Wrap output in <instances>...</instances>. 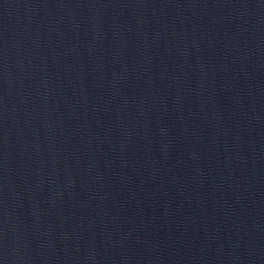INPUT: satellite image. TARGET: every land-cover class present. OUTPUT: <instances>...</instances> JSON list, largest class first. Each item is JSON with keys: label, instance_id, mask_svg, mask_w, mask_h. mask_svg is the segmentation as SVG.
<instances>
[{"label": "water", "instance_id": "1", "mask_svg": "<svg viewBox=\"0 0 264 264\" xmlns=\"http://www.w3.org/2000/svg\"><path fill=\"white\" fill-rule=\"evenodd\" d=\"M0 264H264V0H0Z\"/></svg>", "mask_w": 264, "mask_h": 264}]
</instances>
